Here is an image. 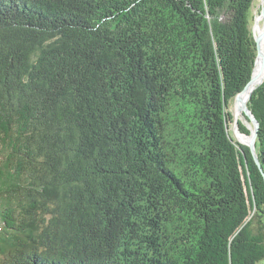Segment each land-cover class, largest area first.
<instances>
[{
	"label": "trees",
	"instance_id": "1",
	"mask_svg": "<svg viewBox=\"0 0 264 264\" xmlns=\"http://www.w3.org/2000/svg\"><path fill=\"white\" fill-rule=\"evenodd\" d=\"M253 1L0 0V264L264 257Z\"/></svg>",
	"mask_w": 264,
	"mask_h": 264
},
{
	"label": "bare ground",
	"instance_id": "2",
	"mask_svg": "<svg viewBox=\"0 0 264 264\" xmlns=\"http://www.w3.org/2000/svg\"><path fill=\"white\" fill-rule=\"evenodd\" d=\"M264 2V0H262ZM260 15V14H259ZM262 16V15H260ZM262 31V26L259 25V17L256 15L255 17V25L253 28L254 35H258ZM264 77V43H261V55L260 57L255 61L253 70H252V81L247 86V88L240 93L234 101V113L237 117H240L242 114V105L243 103H247L249 94L252 92V90L261 82V80ZM249 129L252 131L253 126L251 123H247ZM236 136L238 138V141L241 143L247 142L250 135H244L239 132L236 133Z\"/></svg>",
	"mask_w": 264,
	"mask_h": 264
},
{
	"label": "water",
	"instance_id": "3",
	"mask_svg": "<svg viewBox=\"0 0 264 264\" xmlns=\"http://www.w3.org/2000/svg\"><path fill=\"white\" fill-rule=\"evenodd\" d=\"M260 15L263 16V27H262V31L258 35H254L255 42H256V50H257V55H256L255 61L260 57V55H261V43L262 42L264 43V7L261 8ZM263 79H264V77H263ZM262 80H261V82H262ZM251 81H252V75H251L250 80L247 82V84L244 86V88L236 95V97L247 88V86L250 84ZM250 95H251V93L249 94V97H250ZM249 97H248V99H249ZM241 109H242L243 118L253 124V130L251 131L252 132V136H251V139H250L249 142H245V143L239 142V143L245 144V145H247L250 148V150L252 151V153L254 155L255 161L257 162V164H259V161H258L257 156L255 154V139H256V136H257L258 123H257L256 118L253 116L251 111L248 109L246 103H243ZM239 120L244 122L243 119H239L238 117H234V123L233 124L235 125V129L238 128ZM242 134H244V133H242ZM244 135H246V134H244Z\"/></svg>",
	"mask_w": 264,
	"mask_h": 264
},
{
	"label": "rangeland",
	"instance_id": "4",
	"mask_svg": "<svg viewBox=\"0 0 264 264\" xmlns=\"http://www.w3.org/2000/svg\"><path fill=\"white\" fill-rule=\"evenodd\" d=\"M262 7H264V2H262V0H254V1H253V6H252V15H253V16H252V22H251V28H252V30H253L254 25H255V17H256V15L259 17V25L263 27V16H260V15H259ZM253 33H254V32H253ZM234 101H235V99L230 103V110L233 112L234 117H237L236 114L234 113ZM238 118H239V119H243V121H244L243 123H244L245 126L248 128V130L250 131V134H249L250 137H249V139L247 140V142H249L250 139H251V136H252V132H251V130L249 129V127H248V125H247V123H248L249 121H247L246 119H244L243 116H242V114H241V116L238 117ZM249 123H251V122H249ZM251 125L253 126L252 123H251ZM230 131H231V135H232L233 139H234L236 142H239V141H238V138H237V136H236V133H237V132L241 133V132L238 130V128L235 129V125L233 124V126H231V128H230ZM241 134H242V133H241ZM247 136H248V135H247ZM256 264H264V257H263L262 259H260L259 261H257Z\"/></svg>",
	"mask_w": 264,
	"mask_h": 264
}]
</instances>
